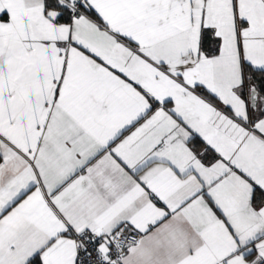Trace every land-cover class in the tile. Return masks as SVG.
Here are the masks:
<instances>
[{"label": "snow or ice", "instance_id": "obj_1", "mask_svg": "<svg viewBox=\"0 0 264 264\" xmlns=\"http://www.w3.org/2000/svg\"><path fill=\"white\" fill-rule=\"evenodd\" d=\"M0 264H264V0H0Z\"/></svg>", "mask_w": 264, "mask_h": 264}]
</instances>
